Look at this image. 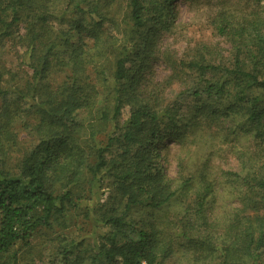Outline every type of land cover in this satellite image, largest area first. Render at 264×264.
Here are the masks:
<instances>
[{"label": "trees", "instance_id": "trees-1", "mask_svg": "<svg viewBox=\"0 0 264 264\" xmlns=\"http://www.w3.org/2000/svg\"><path fill=\"white\" fill-rule=\"evenodd\" d=\"M174 1L0 0V264L43 229L60 264H264V0H183L228 48L170 65L187 119L130 72Z\"/></svg>", "mask_w": 264, "mask_h": 264}, {"label": "rangeland", "instance_id": "rangeland-1", "mask_svg": "<svg viewBox=\"0 0 264 264\" xmlns=\"http://www.w3.org/2000/svg\"><path fill=\"white\" fill-rule=\"evenodd\" d=\"M172 4L173 13L178 12L175 17L176 26L174 30L167 33L165 29L162 30L161 22L150 21L143 28V31L148 34L157 30L162 33L160 41L156 49L157 58L153 60L155 54H152L148 59L141 57H134V62L131 66V74L140 71V76L137 80L138 87L142 90H148L152 87L150 84L159 83V90L155 91L158 102L163 106L176 108L180 114L179 117L187 119L189 117L191 108L193 107L192 98L187 90L188 85L185 79L190 75L189 72H179V68L175 70L170 67L173 66V61L179 62L186 60L190 56L193 48L203 44H210L215 46L218 51L223 54L227 53V46H225L220 37L216 36L213 29L206 23L205 9L201 10L194 4H189L183 0L174 1ZM201 8H205L202 6ZM175 16V15H174ZM170 17V21H172ZM174 19V18H173ZM155 51V50H154ZM180 75V76H179ZM129 116V107H125L122 112L121 119L125 120ZM194 127V126H192ZM190 127L189 129H192ZM110 132L117 131L113 126ZM178 155L176 151H172ZM225 161L221 158L219 162ZM226 166V165H225ZM224 166V167H225ZM173 203L164 206L160 209H145L140 214L141 219L146 220L150 224L160 221L161 215L171 212ZM252 213V212H249ZM80 211H74L66 222L69 233L77 235V229L81 227ZM65 230V229H64ZM58 242L55 233L51 230L43 229L33 235L29 245H22L16 247L18 249V263L19 264H60L58 255Z\"/></svg>", "mask_w": 264, "mask_h": 264}]
</instances>
